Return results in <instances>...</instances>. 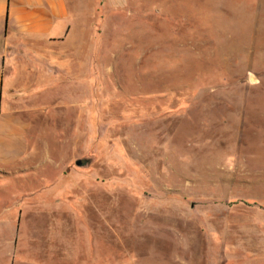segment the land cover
<instances>
[{
  "label": "rangeland",
  "instance_id": "374dc122",
  "mask_svg": "<svg viewBox=\"0 0 264 264\" xmlns=\"http://www.w3.org/2000/svg\"><path fill=\"white\" fill-rule=\"evenodd\" d=\"M69 3L0 264H264V0Z\"/></svg>",
  "mask_w": 264,
  "mask_h": 264
},
{
  "label": "crops",
  "instance_id": "0c3cea01",
  "mask_svg": "<svg viewBox=\"0 0 264 264\" xmlns=\"http://www.w3.org/2000/svg\"><path fill=\"white\" fill-rule=\"evenodd\" d=\"M74 24L69 0H0V171L12 178L30 180L32 117L53 109V48Z\"/></svg>",
  "mask_w": 264,
  "mask_h": 264
},
{
  "label": "water",
  "instance_id": "95a60500",
  "mask_svg": "<svg viewBox=\"0 0 264 264\" xmlns=\"http://www.w3.org/2000/svg\"><path fill=\"white\" fill-rule=\"evenodd\" d=\"M90 164H91L90 159H82L76 162V165L80 168L87 167Z\"/></svg>",
  "mask_w": 264,
  "mask_h": 264
}]
</instances>
